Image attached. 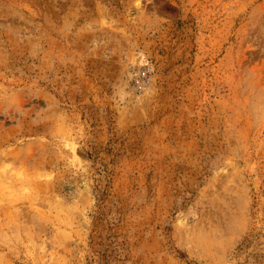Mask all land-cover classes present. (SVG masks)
<instances>
[{"label": "rangeland", "instance_id": "1", "mask_svg": "<svg viewBox=\"0 0 264 264\" xmlns=\"http://www.w3.org/2000/svg\"><path fill=\"white\" fill-rule=\"evenodd\" d=\"M0 264H264V0H0Z\"/></svg>", "mask_w": 264, "mask_h": 264}]
</instances>
